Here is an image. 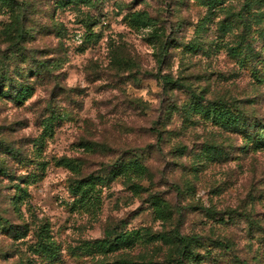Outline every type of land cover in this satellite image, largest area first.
Segmentation results:
<instances>
[{
  "label": "rangeland",
  "instance_id": "obj_1",
  "mask_svg": "<svg viewBox=\"0 0 264 264\" xmlns=\"http://www.w3.org/2000/svg\"><path fill=\"white\" fill-rule=\"evenodd\" d=\"M0 264H264V0H0Z\"/></svg>",
  "mask_w": 264,
  "mask_h": 264
},
{
  "label": "trees",
  "instance_id": "obj_2",
  "mask_svg": "<svg viewBox=\"0 0 264 264\" xmlns=\"http://www.w3.org/2000/svg\"><path fill=\"white\" fill-rule=\"evenodd\" d=\"M160 80H162L165 84H175V85H179V86H186L184 82H181L179 79H174L171 75L169 74H164V75H161L159 77ZM193 96H195L196 98H200V99H204V94H201V95H198V93H195L193 94ZM221 104H223L224 102L223 101H220ZM225 104V103H224ZM179 234V237L181 239H183V241H186V239H184L183 237H181V234L180 233H177Z\"/></svg>",
  "mask_w": 264,
  "mask_h": 264
}]
</instances>
